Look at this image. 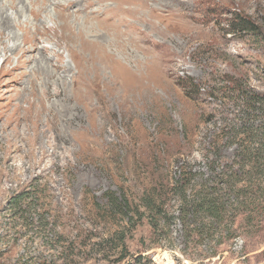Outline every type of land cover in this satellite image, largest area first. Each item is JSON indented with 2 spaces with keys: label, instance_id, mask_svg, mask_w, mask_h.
<instances>
[{
  "label": "rangeland",
  "instance_id": "1",
  "mask_svg": "<svg viewBox=\"0 0 264 264\" xmlns=\"http://www.w3.org/2000/svg\"><path fill=\"white\" fill-rule=\"evenodd\" d=\"M147 5L51 79L0 45V264H264V0Z\"/></svg>",
  "mask_w": 264,
  "mask_h": 264
},
{
  "label": "bare ground",
  "instance_id": "2",
  "mask_svg": "<svg viewBox=\"0 0 264 264\" xmlns=\"http://www.w3.org/2000/svg\"><path fill=\"white\" fill-rule=\"evenodd\" d=\"M121 1L126 5L122 6ZM133 1L0 0V45H4V63L10 65L12 70L27 68L33 63L38 70H45L51 79L53 74L48 72L49 66L53 68V73L67 67L62 63V55L54 47L63 46V38L66 39L64 49L68 51L127 50L128 45H140L146 52L149 50L147 44L150 38L142 32L141 37H137V27L132 22L136 8L132 6ZM141 2L146 6L148 0ZM27 13L29 16L25 19ZM49 21L53 24L50 25ZM15 27L24 30L23 41ZM8 41L13 44H8ZM45 41L54 43L52 47L44 49L41 42ZM41 51L52 54L53 58L42 56ZM12 55L17 56L16 61Z\"/></svg>",
  "mask_w": 264,
  "mask_h": 264
},
{
  "label": "trees",
  "instance_id": "3",
  "mask_svg": "<svg viewBox=\"0 0 264 264\" xmlns=\"http://www.w3.org/2000/svg\"><path fill=\"white\" fill-rule=\"evenodd\" d=\"M236 24H237L236 29H240V30H254L256 28L255 23H253L248 18H244V17H239L236 20ZM146 204L150 207L149 202H147Z\"/></svg>",
  "mask_w": 264,
  "mask_h": 264
}]
</instances>
